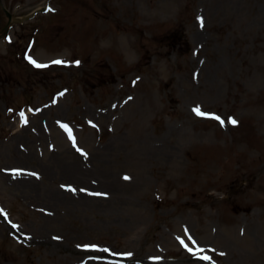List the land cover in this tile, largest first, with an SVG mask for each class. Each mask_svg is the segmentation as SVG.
<instances>
[{"label":"rangeland","instance_id":"374dc122","mask_svg":"<svg viewBox=\"0 0 264 264\" xmlns=\"http://www.w3.org/2000/svg\"><path fill=\"white\" fill-rule=\"evenodd\" d=\"M0 1V264H264V0Z\"/></svg>","mask_w":264,"mask_h":264},{"label":"snow or ice","instance_id":"6c2138e0","mask_svg":"<svg viewBox=\"0 0 264 264\" xmlns=\"http://www.w3.org/2000/svg\"><path fill=\"white\" fill-rule=\"evenodd\" d=\"M34 63H35V61H33ZM196 111H197V113L199 114V115H206V113H203V112H201L200 111V109H196ZM216 119H220L218 116L217 117H215ZM221 122H223V121H221ZM231 122L233 123V124H235L236 123V121L233 119V120H231ZM205 259H208V257H205Z\"/></svg>","mask_w":264,"mask_h":264},{"label":"water","instance_id":"95a60500","mask_svg":"<svg viewBox=\"0 0 264 264\" xmlns=\"http://www.w3.org/2000/svg\"><path fill=\"white\" fill-rule=\"evenodd\" d=\"M9 16V14H7Z\"/></svg>","mask_w":264,"mask_h":264}]
</instances>
